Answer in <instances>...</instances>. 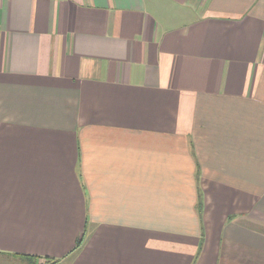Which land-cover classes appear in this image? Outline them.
<instances>
[{"label": "crops", "instance_id": "obj_1", "mask_svg": "<svg viewBox=\"0 0 264 264\" xmlns=\"http://www.w3.org/2000/svg\"><path fill=\"white\" fill-rule=\"evenodd\" d=\"M26 257L264 264V0H0V258Z\"/></svg>", "mask_w": 264, "mask_h": 264}, {"label": "rangeland", "instance_id": "obj_2", "mask_svg": "<svg viewBox=\"0 0 264 264\" xmlns=\"http://www.w3.org/2000/svg\"><path fill=\"white\" fill-rule=\"evenodd\" d=\"M0 264H14V263L11 262L9 259L0 258ZM15 264H19V262L15 261Z\"/></svg>", "mask_w": 264, "mask_h": 264}, {"label": "trees", "instance_id": "obj_3", "mask_svg": "<svg viewBox=\"0 0 264 264\" xmlns=\"http://www.w3.org/2000/svg\"><path fill=\"white\" fill-rule=\"evenodd\" d=\"M78 244H80V242H78ZM26 258L30 259V261L34 264V262H33L34 259L33 258H31V257H26ZM54 263H55V261H53L51 259L50 260L47 259L46 264H54Z\"/></svg>", "mask_w": 264, "mask_h": 264}, {"label": "built area", "instance_id": "obj_4", "mask_svg": "<svg viewBox=\"0 0 264 264\" xmlns=\"http://www.w3.org/2000/svg\"><path fill=\"white\" fill-rule=\"evenodd\" d=\"M40 264H44V263H40Z\"/></svg>", "mask_w": 264, "mask_h": 264}]
</instances>
